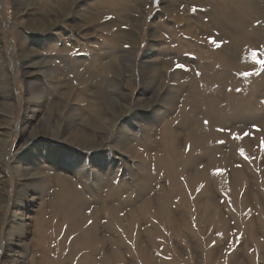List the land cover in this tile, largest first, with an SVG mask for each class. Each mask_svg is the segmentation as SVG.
<instances>
[{"label": "rangeland", "instance_id": "1", "mask_svg": "<svg viewBox=\"0 0 264 264\" xmlns=\"http://www.w3.org/2000/svg\"><path fill=\"white\" fill-rule=\"evenodd\" d=\"M212 1L0 0V264H264V0H234L236 14ZM187 17L196 37L181 32ZM207 62L226 88L188 103L192 70ZM177 73L185 84L173 93ZM231 91L241 115L210 123L208 96ZM86 103L97 108L88 122L72 121ZM121 125L138 155L115 148ZM76 129L96 133L94 145L70 139ZM228 139L256 151L233 158ZM220 153L236 167L227 183L242 172L235 190L207 180L203 165Z\"/></svg>", "mask_w": 264, "mask_h": 264}, {"label": "bare ground", "instance_id": "2", "mask_svg": "<svg viewBox=\"0 0 264 264\" xmlns=\"http://www.w3.org/2000/svg\"><path fill=\"white\" fill-rule=\"evenodd\" d=\"M170 2H172V0H169ZM174 1V0H173ZM208 3H209V0H206ZM217 1V0H216ZM19 2V1H18ZM213 1L211 0V2H210V4L212 3ZM222 0H220V2H218L217 3V5L216 6H220L221 4H222ZM190 3V2H189ZM16 4V3H15ZM124 4V3H123ZM17 5V4H16ZM138 5V4H137ZM127 6V5H126ZM216 6H215V9H216ZM235 6V1L234 0H231V4L229 5V9L227 10V11H225L227 14H230V13H233V14H236V11L234 10V9H231L230 10V8H232V7H234ZM128 8V7H127ZM131 8V7H130ZM134 8H136V7H134ZM138 8V7H137ZM19 9V8H18ZM185 9H187L188 10V8H186L185 7ZM184 9V10H185ZM18 12V11H17ZM16 12V13H17ZM20 12V11H19ZM26 12H27V10H26ZM221 12H223V11H221ZM24 15V14H23ZM26 15V14H25ZM29 15V14H28ZM19 16V15H18ZM40 17V16H39ZM225 17V16H224ZM18 18V17H17ZM19 19H22L21 17H19ZM18 19V20H19ZM39 18H37L36 17V20L35 21H37L38 23H39V25L41 26V27H44L47 23L48 24H50L51 22L50 21H46V20H38ZM194 20V19H193ZM23 21V20H22ZM92 21V20H91ZM107 21H109V20H107ZM112 21V20H111ZM234 22L236 23V18L234 19ZM109 23H111V22H109ZM104 24H107V22L106 23H104ZM219 24H221L220 22H219ZM184 25L186 26L183 30H181V32H182V34L183 35H188L189 34V37L190 38H192V37H196L197 36V34H195L196 32V24H193V23H191V19L189 18V17H187V20H186V22L184 23ZM222 25V24H221ZM35 26H37V25H35ZM107 26H108V24H107ZM109 27V26H108ZM103 28V27H102ZM109 28H111V27H109ZM235 28V27H234ZM104 29V28H103ZM106 29H107V27H106ZM55 34H57V33H55ZM110 36H108V37H111V34H109ZM241 36H246V35H244V34H242L241 33ZM105 38V37H104ZM23 39V38H22ZM24 40V39H23ZM69 40H70V38H69ZM105 40V39H104ZM106 41V40H105ZM111 41H112V39H111ZM237 41H240V39L239 38H237ZM107 42V41H106ZM109 43H110V41H109ZM109 43H107V44H109ZM179 43V42H178ZM181 43V42H180ZM22 44V43H21ZM106 43H104V45H105ZM111 44H112V42H111ZM182 44V43H181ZM110 45V44H109ZM178 45V44H177ZM71 47H72V45H70ZM70 46H69V48H70ZM22 47H24V46H22ZM65 47V46H64ZM69 48H67V47H65V49H64V51H70V49ZM73 48V47H72ZM29 49V48H28ZM28 49H27V51H28ZM33 49V48H32ZM165 49H167V48H165ZM179 49V48H178ZM23 50V49H22ZM24 50H26L25 48H24ZM30 50V49H29ZM164 54V53H163ZM65 55V54H64ZM67 55V54H66ZM165 55H167V54H165ZM163 56V55H162ZM30 57L32 58L33 57V55H25V59L27 60V61H29L30 60ZM126 58V57H125ZM207 59L209 58V57H206ZM93 61H95V60H93ZM126 61H128V60H126ZM126 61H124V62H126ZM93 63H95V62H93ZM165 63H167V62H165ZM216 63V62H215ZM219 64H221V65H223V63H222V60L220 61V62H218ZM209 62H207V64H205V63H203V65H201L199 68H198V71H195V70H192V74L194 75V79H193V81L191 80V83H190V85H191V87H192V90H191V92L192 93H190V98H188V103H189V101H191L193 98H195L196 97V95L197 94H200V93H202L201 92V90H203V92H207V91H210V90H212V91H214V92H216V91H218V90H224L225 88H226V85L224 86V84H225V80H224V78H226L227 79V73H225V71H221V73H220V75L217 73L218 71H216V73H212L213 75H210V72H207V67L209 66ZM166 65V64H165ZM165 65H163L162 67L164 68V66ZM92 67H94L93 65H91ZM96 66V65H95ZM124 66V65H123ZM151 66H153V64H151V62H148L147 61V63H146V61H141V69H140V75L142 76V77H144L145 79H146V77H149L148 79H149V81L150 82H152L154 79V76H153V71L155 70H153L152 68H150ZM167 66H169V63H168V65ZM89 67V66H88ZM92 67H91V69L90 70H93L92 69ZM97 67V66H96ZM86 69V68H85ZM84 69V70H85ZM89 69V68H88ZM153 70V71H152ZM220 70H221V68H220ZM97 70H94V72H96ZM74 72L77 74V80L79 81V84L82 86V87H84V82L85 81H87V76H88V74L86 75V73H81L80 72V70H76V69H74ZM85 72H87V71H85ZM88 72H89V70H88ZM93 72V71H92ZM92 72H89L90 74L92 73ZM93 72V73H94ZM237 72H240V70H238ZM92 73V75H94ZM97 74V73H96ZM100 74V73H99ZM65 75H67V74H65ZM237 75V74H236ZM94 76H96V75H94ZM146 76V77H145ZM91 77V76H90ZM89 77V78H90ZM175 77V78H174ZM173 77V81L175 80V82L173 83V88L171 89V91L173 92V93H178L180 90H181V88H182V85L181 84H185V80L183 79H181L182 77H181V74H179V73H177L175 76ZM100 78V79H99ZM101 78L102 77H95V78H91V80H95L96 79V81H99V80H101ZM233 78H235V77H233ZM65 79V78H64ZM69 80V79H68ZM147 80V79H146ZM160 81V80H159ZM155 82V81H154ZM160 83V82H159ZM231 85H233L232 86V88H235V87H237L238 86V83H237V81H235L234 79L231 81V82H229ZM229 83H227V85L229 84ZM97 84V83H96ZM126 84L128 85V87L130 86V84H129V82L127 81L126 82ZM196 84V85H195ZM160 85V84H159ZM82 91V90H81ZM85 92V91H84ZM222 94H223V91L221 92ZM90 94V93H89ZM209 97V99H207L206 100V104L209 106L208 108H209V110H208V119L210 120V123L213 121V119H215V120H217V121H220V120H224L225 122L228 120V119H232V118H239V116L241 115L240 114V111L241 110H244V107H242V105L243 106H245V101L243 102V103H241V98H240V95H236L235 94V92L233 91H231L230 93H228L227 94V97H226V100L224 101V102H221V100H220V98H218V101L214 98V97H212L211 95H209L208 96ZM231 98H235V99H237V101H235V100H232ZM86 99V98H85ZM142 99V98H141ZM141 99L140 98H137V101H141ZM230 99V101H228L227 102V100H229ZM64 100L66 101V103L65 104H67V101L69 100V95H67V94H65L64 95ZM81 101H84L85 102V100L84 99H81ZM152 100H150V99H148V100H146V102L147 103H152L151 102ZM88 102V101H87ZM249 103H251V102H249ZM249 103L246 101V105L247 106H249ZM252 105V104H251ZM1 106H2V104H1ZM224 106H225V108H224ZM64 109H65V105H64ZM96 107H94L93 105H88V103H86L85 105H78L77 106V104H76V106H73V107H71V109H70V116L73 114V111H75V117L74 118H72V121H74V122H77L78 120H80V119H84V120H87V122H88V118H87V116H91V114H94V112L96 111ZM227 110H231L232 111V114L234 115L233 117H229V115L227 116L226 114H225V111H227ZM78 118V119H77ZM103 123H101L98 127H97V130H101V129H103L104 127H103ZM215 125H218V124H215ZM94 127V126H93ZM207 128H208V126H206ZM150 127H148L147 128V135H150V131L151 130H153V129H151ZM209 130H210V127H209ZM208 130V134H207V136L205 137V138H207V139H209V137H211V136H214V135H217L218 133H215V132H211V131H209ZM4 131H1L0 130V134H2V135H4V133H3ZM117 132L118 133H116L115 134V136L114 137H112V139H115L114 140V142H115V144H114V146H115V148L117 149V150H119V151H121V152H124V153H127V154H135V155H138L137 153V151L136 152H133V150H132V148H131V145H130V142H129V139H128V136L126 135V128H125V126H123V125H121L118 129H117ZM97 134L96 133H91L90 131L89 132H87V131H84V132H82V131H80V130H74V131H72V132H70L69 133V138L70 139H73V140H79V143L81 142H86V144H88V145H94L93 143L96 141V139H97V137L98 136H96ZM219 136H217V137H224V136H220V134H218ZM237 139V138H236ZM229 140V144H230V146L229 147H231L232 148V154H230L231 156H233V158L234 157H236L237 158V156H238V154H236V148L237 147H240L241 149H243L244 150V152L246 153V152H248V154L249 155H252L253 154V152H255L256 150L255 149H253V147L251 148V145H249L250 147L248 148V141L246 140V139H238V140H230V139H228ZM5 140H4V143L3 144H1L0 146L2 147V150H3V148H4V145H5ZM257 144V143H256ZM219 152H221V151H218V153ZM259 152H261L260 150H258V152L257 153H259ZM256 153V154H257ZM221 155H222V153H220ZM1 155H2V153H1ZM1 155H0V157H1ZM141 156V155H140ZM142 158H145V155L143 154L142 155ZM230 157H226V156H224V154L220 157V159H218V158H216L215 156H213L212 157V159L206 164V165H203V169H206V173H209L208 174V181H209V179L214 175L215 176V178H214V180L212 181V183L216 186H221V187H226V186H229V188L231 187L233 190H235L236 189V185H237V181H238V179L240 178V177H242V172H241V170H239V169H234V170H232L231 171V181H230V183H227L226 182V177H225V172H224V168H226V167H230V169H233V168H236V167H233V164L234 163H232V162H230L229 160L231 159H229ZM232 158V159H233ZM210 174H211V176H210ZM60 178V180H61V182H65V183H67V184H69V187H74V183H73V181L71 182L70 180H68V178H65L64 176H61V177H59ZM213 178V177H212ZM40 179H43L42 180V182H44V179L45 178H40ZM202 179H204V178H202ZM207 180H206V182H207ZM0 184H1V186H0V189H2V181L0 182ZM102 186V185H101ZM101 186H99V187H101ZM98 187V188H99ZM104 187H106V186H104ZM60 192L61 193H63V190L62 189H60ZM235 194V196H237V192H234ZM244 195V194H243ZM244 199H245V197H244ZM65 201V200H64ZM40 227V225L38 224L37 225V230H36V233L40 236V244H42L43 245V243H45L44 242V237H43V234H42V231H41V228H39ZM58 227H60V225H58ZM39 228V229H38ZM173 230H174V228H173ZM175 233H176V231H175ZM39 238V237H38ZM87 241L89 242V243H92L95 247H98V248H100L101 249V244H103V240H100L99 238H97L96 237V233L93 231V232H90L89 234H88V236H87ZM107 257L109 256V254H107L106 255ZM95 259H93V258H89L88 259V261H89V264H91L93 261H94Z\"/></svg>", "mask_w": 264, "mask_h": 264}]
</instances>
